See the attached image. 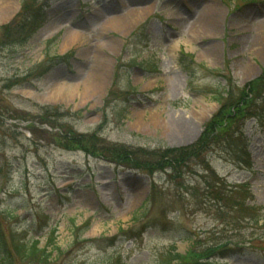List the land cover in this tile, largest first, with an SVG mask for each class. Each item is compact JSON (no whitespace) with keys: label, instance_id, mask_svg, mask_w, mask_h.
Instances as JSON below:
<instances>
[{"label":"rangeland","instance_id":"1","mask_svg":"<svg viewBox=\"0 0 264 264\" xmlns=\"http://www.w3.org/2000/svg\"><path fill=\"white\" fill-rule=\"evenodd\" d=\"M43 1L0 0V37L10 35L7 43L0 41L2 232L8 226L30 230L28 237L39 238L51 252L49 264H117L118 258L124 264H161L172 244L185 254L173 264H193L199 253L193 250L215 240L239 241L244 233L262 244L264 227L248 234L243 221L232 230L231 218L223 227L225 220L210 208L194 210L193 198L169 182L167 172L155 175L157 191L145 206L149 178L116 166L118 153L111 147L187 146L221 109L225 116L234 112L236 106L223 108L217 98L233 102L264 75V0H50L45 22L31 24ZM143 6L147 11L125 30L108 23L113 14L131 15V7ZM206 8L216 13L210 34ZM72 29L82 35L67 45ZM208 48L209 58L201 56ZM182 50L193 58L182 62ZM103 57L109 70L102 88L84 97L82 86L77 95H57L61 84L89 79ZM253 94L248 98L258 97ZM253 103L247 99L240 110L245 114ZM183 121L190 123L187 137L168 130L170 122L183 128ZM237 125L249 141L253 170L232 160L227 140L207 152L208 162L231 184L248 181L252 202L264 204V121L238 117ZM193 166L184 178L195 183L203 171ZM12 259L29 264L15 254ZM220 260L264 264V250L248 248ZM31 264L47 263L37 258Z\"/></svg>","mask_w":264,"mask_h":264},{"label":"trees","instance_id":"2","mask_svg":"<svg viewBox=\"0 0 264 264\" xmlns=\"http://www.w3.org/2000/svg\"><path fill=\"white\" fill-rule=\"evenodd\" d=\"M262 77L251 84L253 89L251 88L250 92H242L241 97L235 98L233 102L231 98H217L223 108L227 103H230V105L236 106L237 110L235 109L234 112L230 110L229 114L226 113L225 116L222 112L223 109H221L208 122L205 133L197 142L183 147H165L159 149H146L142 147L129 148L123 145H116L111 148L113 152L115 150L118 153L117 161L129 167H134L151 177L157 172L166 171L168 181L181 186L186 192L192 194L197 200V207L210 208L211 211H214L215 215L225 220V225L231 222V220L229 222V218L233 220L232 224H240L244 219L248 223L252 222V224L257 225L259 220L258 218L254 220L253 215L256 214L258 208L255 205L252 206L247 203L251 198V191L248 186L240 185L234 188H228L226 180L221 178L207 161L206 153L215 144L217 146L227 140L229 142L228 145L233 149L232 160L238 161V163L245 161L248 167L251 166V161L246 151L247 144H245L246 140L244 135L239 132L240 126L237 125L235 129L234 125L238 117L243 121L249 116H262L257 110L260 109V103H264V101L259 102L260 96L256 99L248 98L251 93H255L253 95L258 96L264 92V84L262 85L263 88L261 87V83H264L262 82L264 77ZM259 86L260 88H258ZM247 99H251V103H254L253 107H249L244 114V110H240V106L247 103ZM217 118H221L220 122ZM220 126H225L222 132L220 131ZM73 137L74 140L81 141L80 136ZM103 144L105 143H102L101 149L106 153L107 151L104 150L106 149L104 147L108 146ZM195 162L204 171L201 175L203 180L192 184V182L184 177L186 170H192ZM157 187V183L153 182L152 194L148 202H151L153 195L156 194ZM2 228L4 229L3 221L0 218V264H14L12 259L13 254L17 255L23 262L29 264L34 263L37 258L40 262L45 263L51 260V252H49L47 247L40 246L39 239L30 238L27 233H19L14 229H10L7 235L5 232H2ZM53 243L54 241H52ZM207 244L208 246L201 251L193 250V253L199 252L195 256L194 262H199L203 258L212 257L219 250L226 249L228 245L226 242L221 243V240H215L212 244ZM184 258L185 255L176 252L175 246L173 245L168 253L163 255L161 264H173L174 260L183 262Z\"/></svg>","mask_w":264,"mask_h":264},{"label":"bare ground","instance_id":"3","mask_svg":"<svg viewBox=\"0 0 264 264\" xmlns=\"http://www.w3.org/2000/svg\"><path fill=\"white\" fill-rule=\"evenodd\" d=\"M11 2L12 1H9V3H8L9 6L4 7V8H6L7 13L9 12V9L12 7ZM6 4H7V2H6ZM147 8H148L147 6H143L142 10H138L136 8L131 7V9H130V10H132L131 15L122 16L120 14H113V15L108 17V19H109L108 23H110V24L112 23L114 25V27L117 29L125 30L126 28L129 27V25H131L135 21L139 20L141 18L142 14L147 11ZM216 8H217V6H216ZM214 10L215 9H211V8H206V10H205L206 13L208 14V17H209L208 21H207V27H210V28H208V34L211 33V25H214V27H215V25L217 24L215 17L212 16V15L216 14V13H212V11H214ZM197 23H199V22L197 21ZM197 23H195V25ZM203 26L204 25H202V27ZM196 29H197V27H196ZM189 31L191 32V30H189ZM81 35L82 34H81L80 30L72 29L70 31V33L68 34L67 38L64 39L65 44L68 43L67 45H71V44L75 43L77 41V39L81 37ZM177 45H178V42L172 46L177 47ZM110 47L113 48L115 46L112 43V46H110ZM208 49H212V50H204L203 49V51L200 53V55L203 57L205 56V57L209 58L210 54L213 53L212 52L213 48H208ZM108 64H109V59L103 57L100 62L98 61L93 66V73L89 79H87L86 81H84L82 83L77 84L76 86L70 85V84H64V85L61 84L60 87H62V90L60 92H58L57 95H59L60 97L77 95L78 94V87H81V86L83 87V94H82L83 97L85 95H88V94L93 95L96 91H98L99 88H102L105 85V83L107 82L106 74L109 70ZM14 84L15 83H11L10 85H14ZM155 122L158 123L159 122L158 119L155 120ZM189 124L190 123L188 121H183L181 124L183 126V128L182 127H180V128L175 127L174 128V126L176 124L173 122H170V126L168 125V130L174 131L175 133H178L180 131L181 132V133H179L180 135L187 137L188 136V134H187L188 129L187 128L189 127ZM185 127H186V130H185Z\"/></svg>","mask_w":264,"mask_h":264}]
</instances>
